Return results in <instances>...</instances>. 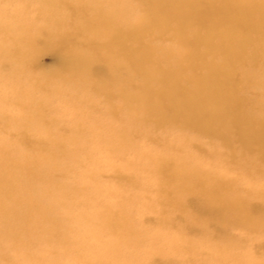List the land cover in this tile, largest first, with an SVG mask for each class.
Returning a JSON list of instances; mask_svg holds the SVG:
<instances>
[{
	"label": "bare ground",
	"instance_id": "obj_1",
	"mask_svg": "<svg viewBox=\"0 0 264 264\" xmlns=\"http://www.w3.org/2000/svg\"><path fill=\"white\" fill-rule=\"evenodd\" d=\"M172 22L180 30L198 23L213 32V39L200 35L190 39L184 34L183 47L177 49L183 52L180 55L168 49L154 54L153 48L143 49L140 45L137 51L136 45L133 47L149 24L165 30ZM100 41L110 50L113 42L125 45L135 65L134 73L140 76L138 81L120 84L118 100L131 111L134 107V111L127 123L130 125L115 136L107 153L120 158L125 149H133L134 160L130 163L138 161L137 172L148 174L147 179L154 177L151 190L161 211L157 216L151 214V222L146 219L149 215L142 220L165 232L167 253L155 245L154 239L147 241V232L126 212L129 209L134 216L146 213L139 212L144 202L121 190L122 185L108 192L116 198L114 205L102 202L96 190L85 205L92 207L96 203V211L79 212L72 200L82 189L66 185L58 177L54 170L61 166L54 161L51 147L57 140L49 144L47 140L54 135L40 132L44 127L60 132L56 115L52 121L45 119L50 101H71L74 94L81 96L84 115H90L94 112V97L102 91L96 82L102 80L108 86L110 78L124 74L122 71L128 68L122 66L120 72L94 66L89 74L85 55L78 49L82 46L95 52ZM263 41L264 0H0V129L7 134L0 138V264H264V253L254 248L259 243L255 235L259 230L264 233V210L252 206L253 202L264 205V183L257 188L251 182L237 187L232 179L216 174L212 164H193L189 154L192 148L209 153L194 141L185 140L175 150L157 154V160L149 148L139 144L151 139L141 123L150 117L160 127L175 123L219 138L229 148L227 157L232 162L238 149L235 143L248 153L257 151L264 159V101H256L261 100L264 91L247 96L253 83L264 87V69H259L264 66V58L260 55L259 59V53L254 52L251 56L258 61L253 67L237 68L246 64L247 47L252 45L253 50H258ZM40 47L70 51L73 74L53 79L48 71L40 70L35 60ZM140 49L150 55L140 57ZM155 55L156 66L146 70L145 60ZM138 60L143 70L136 67ZM183 81H189V85L183 86ZM59 87L64 91L60 93ZM246 101L253 110L241 109ZM21 105L19 114L12 111ZM72 120L74 134L82 136L78 139L59 134L58 139L77 150L78 142L85 141L84 134L88 132L81 122ZM7 136L20 147L14 148ZM23 152L26 155L21 156ZM44 165L46 176H41L37 168ZM88 168L91 170L80 171L77 176L98 183V170L93 165ZM255 171L262 173L264 169ZM115 176L129 178L123 172ZM98 201L103 207L97 211ZM195 203H200L201 208H196ZM133 205L137 208L130 210ZM97 216L104 231L113 236L109 246L100 244L96 232L88 227ZM195 220L203 227L193 234L190 226ZM76 223L73 234L64 233L66 226L72 228ZM235 229H244L253 241L249 245L252 253L248 245L241 253L235 251L249 241L232 237L229 231ZM71 240L87 256L66 251L64 247ZM144 247L149 253L144 252ZM123 248L130 252L123 255ZM180 252L188 258L177 259L175 254ZM130 257L135 263L127 260ZM71 259L75 263H70Z\"/></svg>",
	"mask_w": 264,
	"mask_h": 264
},
{
	"label": "rangeland",
	"instance_id": "obj_2",
	"mask_svg": "<svg viewBox=\"0 0 264 264\" xmlns=\"http://www.w3.org/2000/svg\"><path fill=\"white\" fill-rule=\"evenodd\" d=\"M20 1L21 3H35L36 0ZM22 6L23 5L19 7ZM174 24L175 22H172L170 27H165V30L158 25L149 24V28H147L144 36L141 37L139 41H137L133 45V47L136 45L137 51V48H139L140 45L143 47V49H145L146 47L153 48L154 54H157L161 49H163V51L168 49L180 55L183 52L179 53L177 49L180 46L183 47L182 37H184V34L187 35V37L190 39L196 38V35H200L201 37L206 39H213V32L208 31L205 27H202V25L198 23H192L187 27L181 28V30L178 28H174ZM160 30L164 32L163 34L158 35L157 33ZM102 42L103 41H100L98 43V46L96 45L97 51L95 52H91L89 49L84 50L82 46H79L80 49H78V51L85 55L86 61L84 60V64L88 68L89 74H91V69L94 66H106L108 69H115L117 71H120L122 66H127L128 68H126L125 71H122L124 74H119L110 78L108 86L107 83L103 84L102 80L96 82V85L98 86V88H102V91L98 94V97H94V112H92L90 115H88V113L84 115V112L82 110L84 101L82 100L81 96L76 97V95L74 94L75 98L73 100L71 99V101H50L45 113L46 120H51V117L53 115H56V122L58 123L57 125L60 131L59 134L62 137H66L69 135L80 138L82 134H74L73 132V124H75V122L72 120V118H74L76 122H81L83 129L88 132L84 134L85 141L78 142L79 148L75 150L70 149V147L67 146V143L64 145L63 142L58 139V137L61 136L59 134H56L53 130L50 131L49 127L42 128L40 132L46 136H49L50 134L54 135L51 137V140H47L49 144H52L53 140H57L55 141L56 144H52L51 147L54 149V153H52L54 161L58 162L61 166L60 170H54L57 172L58 177H62L61 181L64 184L75 185L76 188L79 187L82 189L81 191L76 192L72 200V205L76 209H78L79 212L81 210H88L89 212L85 213L90 214L96 211V203H94L92 207L90 206L91 204L85 207L86 201L90 200L94 196L96 190L99 192L98 194L101 197L99 199L103 200L102 202H105L109 205H114L116 203V198L108 195V192L111 191L115 186L118 185V187H121L122 185V187L120 188L121 190L127 191V193H131L134 199H139L144 202L141 205L143 206V208L140 207L139 212L146 213L142 216H134L131 214L129 209H127L126 212L131 215V217L135 221H137L136 224L141 229L147 232V234L144 235L145 239L147 241L154 239L155 245L162 249V252L167 253L168 241L166 239L165 232L150 225H146V220H142V217H144L145 215H149L146 219L148 220V222H151L154 220V216H157L161 211V207L159 206L158 201H156L155 199L156 195L151 190L152 185L155 183L154 177H152L151 179H147L146 177H150L148 174L144 172L138 173V161L134 162L133 164L130 163V161L134 160L131 153L133 149H125L124 154L120 158L112 157L107 153L109 146L115 139V136L124 129L129 121V118L132 119V114L134 111V107L131 111L127 108L126 104L118 100V94L121 87L120 84L125 82L128 83L130 81H138L140 76L134 73L135 65L129 59V54L127 53L128 50L125 45L113 42L111 48L114 50L113 52H110L112 49L110 50L109 48H106V46L102 45ZM201 48L204 49V47ZM143 49L139 50V52L142 53V56L140 57L149 56L150 53ZM247 51L249 54L247 55L246 64H243L241 66L237 65V68L240 70H247L253 67V64L258 61L251 56L254 52L259 53V59L260 55H262L264 58V41L258 50H253V46L250 45L247 47ZM69 52L70 51L56 52L48 47H40L35 57L36 65L40 70L48 71V74H50V78L52 76L53 79L60 78V76L66 77V74H69L70 76L71 74H73V62L72 57H70L72 55L69 54ZM100 56H109V58L107 57V60H103ZM156 58L157 55H155L153 59H147L148 61L145 60L146 62L143 67L148 71L151 70V68L153 69L156 66ZM62 67H65V69L63 73H60ZM136 67L138 68V70H143L139 60L136 64ZM259 69L263 70L264 66L261 65ZM84 74H86V72H84ZM181 84L187 87L189 85V81H183L181 82ZM53 86H51V88L55 90ZM59 88L61 89L60 93L64 91L62 87ZM263 91L264 87L261 84H258V82H255L249 89V95L247 96L252 97V94L260 93ZM69 92L73 93V90H70ZM256 101H264V93H262L261 100L256 99ZM94 102L96 106H94ZM248 103L250 102L246 101L242 105L241 109L253 110L252 107H248ZM21 109L22 105L15 106V108H12V111L19 114ZM112 111L118 113V116L114 117L112 115ZM141 123L147 127V132H150L151 139L147 138L146 140H138L140 142L139 144L142 145V147L149 148V150H151V153L155 155V160H157V154L159 156H162L168 152H171L175 150L174 148L178 145L181 146L185 140H189L191 142L194 141L197 142L202 149L208 150L209 153H201L196 148H192L189 151V154L192 157L191 159L193 161V164H198L200 166H208L209 164H212L213 170L217 172L216 174L222 175L227 179H232L237 187H242L245 184L251 182L253 184V188H257L264 183V171L262 173H258V171H255V168L264 169V159L258 154L257 151L248 153L242 148V146H239L238 143H235V145L238 146V149L236 152V158L234 162H232L227 157V151L229 148L226 146V143H224L219 138H211L209 136L201 134L202 132L197 131L192 127H187L185 125L182 126L175 123H167L165 124V126L160 127L157 126L153 118L150 117L146 123ZM49 124L52 125V122H49ZM6 135V132L0 129V138L3 136L6 137ZM8 138H6V140L9 141L14 148L20 147L19 143L16 142V140L12 139L10 136ZM235 141L237 142L236 137ZM24 154L26 155V153L23 152L21 156H24ZM211 154H213V157L211 156ZM92 165L98 170L96 172V176L98 177L96 181L98 183H94L89 178H80L81 176H77V174H80V171H83L85 169L91 170L88 167ZM152 165L153 163L149 165V169L151 171ZM37 170L41 174V176H46V165L38 166ZM117 172H119L120 174L121 172H123L125 177L129 178L126 180L121 177L117 178L115 176V173ZM127 183H132L133 185L128 186L130 184ZM97 204L98 211L100 207H103V203L98 201ZM194 206L199 209L202 205L200 203H195ZM252 206L258 210H264V205L259 202H253ZM170 207V205H167V208ZM136 208L137 207L133 205L130 207V210H135ZM151 214H153L154 216ZM193 222L194 223L192 224V226H190V232L194 234L197 232V228L203 227V224L199 220H195ZM77 225L78 224L76 223L72 228H68L66 226L64 233H66L67 231H74ZM88 227L91 231L96 232L97 240L100 244L109 246L112 243V234L106 233L104 231L102 221L98 216L92 218V221L88 225ZM60 230L63 229L61 228ZM229 233L237 240H249L245 245L235 250L237 253L243 252L245 250V246L248 245L249 247V245L251 246L253 242L250 241L248 235L246 236L244 229H235V231H229ZM73 238L74 236L72 237V239ZM263 238L264 233L262 230H259L255 235V241H259V243L258 245H254V248L264 253ZM73 244H75L74 240L69 241V244L64 247L65 250L70 252H78V256H87L76 249ZM249 250L248 252L252 253V250ZM121 252L123 255H125L126 252L130 251H128L127 248H123ZM144 252L149 253L148 247H144ZM206 252L210 253L211 250L208 249ZM175 256L177 259L181 260H186L188 258V255L183 252L177 253L175 254ZM127 260H129L130 263H135L134 257H130ZM85 261L81 263H84ZM206 261H211V259H206ZM70 263H75V261L71 259ZM173 263L180 262L175 261Z\"/></svg>",
	"mask_w": 264,
	"mask_h": 264
}]
</instances>
